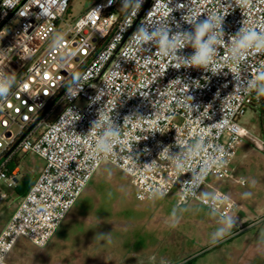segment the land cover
Instances as JSON below:
<instances>
[{
	"label": "built area",
	"instance_id": "obj_1",
	"mask_svg": "<svg viewBox=\"0 0 264 264\" xmlns=\"http://www.w3.org/2000/svg\"><path fill=\"white\" fill-rule=\"evenodd\" d=\"M71 1L0 0V70L14 72L17 81L7 101H0V213L24 173L13 164L18 155L30 153L45 161L0 229V264H11L23 237L46 247L105 162L132 179L141 202L157 198V190L163 197L177 190L180 205L196 200L211 209L200 194L208 178L234 180L231 163L246 140L264 151V136L240 123L262 97L235 89L233 78L238 74L247 81L264 72V51L249 50L239 65L228 51L230 37L241 27L264 30V0H251L249 7L238 0H144L138 14L127 19L120 12L122 0H94L70 20ZM187 11L198 22L212 14L225 16L224 40L207 69L171 67L175 62L157 54L155 46L143 51L131 41L141 24L160 19H170L172 32L191 31L183 20ZM58 31L65 38L53 47ZM193 51L186 47L179 54L188 57ZM73 74L81 77L83 88L68 98ZM98 93L101 99L94 101ZM101 108L121 126L107 156L96 153L100 130L89 133ZM126 116L131 117L124 121ZM198 140L204 149L187 161L183 173L177 172L170 151L178 154L180 147ZM165 147L170 151L162 152ZM206 162L209 171L199 188L186 191L182 183ZM215 194L229 197L216 204L218 214L236 217L234 228L242 232L247 221L241 205L226 193Z\"/></svg>",
	"mask_w": 264,
	"mask_h": 264
},
{
	"label": "rangeland",
	"instance_id": "obj_2",
	"mask_svg": "<svg viewBox=\"0 0 264 264\" xmlns=\"http://www.w3.org/2000/svg\"><path fill=\"white\" fill-rule=\"evenodd\" d=\"M93 1L72 0L68 18L80 16ZM240 123L252 133L264 136L258 110H248ZM250 143L246 140L239 146L231 163L238 180H221L211 175L200 192L203 197L216 191L228 194L241 205V214L247 221L242 232L233 228L218 248L212 250L215 246L209 241L220 227L219 214L213 217L211 209L196 200L180 205L177 190L163 198L141 202L136 198L132 179L105 162L72 210V214L84 218L69 219L44 248L22 239L24 245L16 246L10 263L264 264V244L259 242L264 231V151ZM17 163L24 171L20 181L27 176L36 177L45 166L42 158L30 153L18 155L13 164ZM245 192H251L252 196L244 198ZM9 194L0 213L5 214L0 229L12 217L21 199L15 190ZM173 209H177L180 217L176 227L171 226Z\"/></svg>",
	"mask_w": 264,
	"mask_h": 264
},
{
	"label": "clouds",
	"instance_id": "obj_3",
	"mask_svg": "<svg viewBox=\"0 0 264 264\" xmlns=\"http://www.w3.org/2000/svg\"><path fill=\"white\" fill-rule=\"evenodd\" d=\"M111 2L112 0H109V4ZM143 2L144 0H122L120 12L125 13L126 19L135 16L140 11ZM169 3H171V0H169ZM238 3H240L241 6L249 7L251 5V0H238ZM168 5H165V7H169ZM181 5H177V8H181ZM99 11V9H93L94 13H99ZM166 15L169 14L166 13ZM186 17L188 18L186 19ZM224 17L225 16L212 14L208 15L204 21L198 22V17L194 13L189 17V11H187V14L183 16V20L192 25L191 31L178 30L172 32L170 19H160L141 24L131 35L130 39L138 49L143 51L148 46H155L157 54L162 57H167L170 62H175L170 64L171 67L177 69L181 67L207 69L210 64L215 63L214 58L218 52L217 46L224 40L225 34L222 29ZM177 28H179V24H177ZM64 38L65 34L63 32L58 31L54 33L52 37V46H61ZM230 44L231 46L228 49L230 59L234 65H239L240 62L245 59L249 50H254L256 52L264 51V30L257 32L252 28L241 27L238 33L230 37ZM186 47H191L194 50L188 57L179 54L180 50ZM233 72H236L235 67L233 68ZM233 78L236 81L235 89L254 90L257 100L264 97V72H261L256 78L247 81L241 79L238 74L233 75ZM16 85L17 81L14 72L0 70V101L6 102L8 97L12 94V88ZM82 88L81 77L73 74L72 78L67 83V97H76ZM100 99L101 97H99L98 93L94 101H99ZM130 117L131 116H126L124 121L128 120ZM120 128L121 126L115 123L113 115L105 113L102 108L99 110L98 118L92 121L89 131L92 135H96L97 130H100L95 144L97 154L107 156L113 152L114 145L117 143L120 136ZM203 149V142L198 140L194 144L188 145L186 149L180 147L178 154H173L169 147H165L162 152L170 151V158L177 172L183 173L187 161L198 156ZM208 171L209 165L207 162L199 171L192 170L191 179L182 183L184 189L188 192H195L205 179ZM241 183H245V181L242 180ZM255 183L256 181L253 180V187ZM154 195L158 198H163L165 194L157 190ZM204 196L206 201H210L211 215L213 217L218 215L216 204L223 203L229 199L227 196H221L215 193H205ZM251 196V192L243 193L244 198H249ZM184 210L185 209H181V211ZM235 218L236 217L227 215L219 216L217 223L220 227L210 236L209 242L211 246L218 245L225 237L231 234V230L236 226ZM179 219L180 217L177 214V209H173L171 214V226L176 227L179 223ZM108 239L109 242H111L110 235H108ZM259 242L264 244V231L260 234Z\"/></svg>",
	"mask_w": 264,
	"mask_h": 264
},
{
	"label": "trees",
	"instance_id": "obj_4",
	"mask_svg": "<svg viewBox=\"0 0 264 264\" xmlns=\"http://www.w3.org/2000/svg\"><path fill=\"white\" fill-rule=\"evenodd\" d=\"M251 109L258 110L260 112L261 122H262V125H264V97H262V102L258 107H252ZM11 167L13 168L14 165H12ZM35 178L36 177H33V176H27L22 181H20L18 187L15 189V193L19 198L24 197L28 193L33 182L35 181ZM232 239H230L229 241H231ZM221 245L222 244L215 246L212 250L218 248ZM189 262H192V261H189Z\"/></svg>",
	"mask_w": 264,
	"mask_h": 264
},
{
	"label": "crops",
	"instance_id": "obj_5",
	"mask_svg": "<svg viewBox=\"0 0 264 264\" xmlns=\"http://www.w3.org/2000/svg\"><path fill=\"white\" fill-rule=\"evenodd\" d=\"M246 129H247V128H246ZM250 144H251V143H250ZM251 145H252V144H251ZM236 156H237V153H236ZM236 156H235V157H236ZM235 157H234V159H235ZM234 159H233V160H234ZM233 160H232V161H233ZM232 169H233V168H232ZM233 170H234V169H233ZM93 178H94V177H93ZM93 178H92V179H93ZM235 180H238V179H235ZM90 182H91V181H90ZM88 186H89V184H88ZM88 186H87V187H88ZM85 190H86V189H85ZM85 190H84V191H85ZM83 193H84V192H83ZM83 193H82V194H83ZM81 196H82V195H81ZM81 196H80V198H81ZM80 198H79V199H80ZM79 199H78V201H79ZM78 201H77V203H78ZM77 203H76V204H77ZM76 204H75V206H76ZM75 206H74V207H75ZM74 207H73V208H74ZM73 208L71 209V211L69 212V214L67 215V217L65 218V220L61 223V225H60V227L57 229L56 233L59 231V229L62 227V225L65 224L69 219H72V221H74L75 219H83V218H84V215H81V216L78 217V215H76V213H73V214H72V210H73ZM85 219H87V218H85ZM7 222H8V221H7ZM7 222H6V223H7ZM6 223L3 224V226L1 227V229L5 226ZM22 239H23V240H26V242H30V241H28L26 238L23 237V238H21V239L19 240L17 246H21V247H23L22 245H24V243L21 245ZM23 242H24V241H23ZM30 243H31V242H30ZM31 244H32V243H31ZM34 246H35V245H34ZM11 256H12V255H11ZM99 264H101V263H99Z\"/></svg>",
	"mask_w": 264,
	"mask_h": 264
},
{
	"label": "water",
	"instance_id": "obj_6",
	"mask_svg": "<svg viewBox=\"0 0 264 264\" xmlns=\"http://www.w3.org/2000/svg\"><path fill=\"white\" fill-rule=\"evenodd\" d=\"M5 219V214H0V224L4 221Z\"/></svg>",
	"mask_w": 264,
	"mask_h": 264
}]
</instances>
